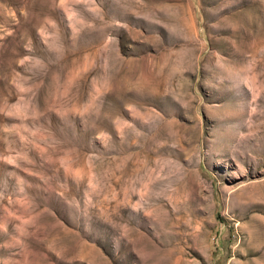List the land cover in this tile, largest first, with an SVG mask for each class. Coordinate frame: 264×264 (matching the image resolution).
I'll return each mask as SVG.
<instances>
[{
    "label": "rangeland",
    "instance_id": "obj_1",
    "mask_svg": "<svg viewBox=\"0 0 264 264\" xmlns=\"http://www.w3.org/2000/svg\"><path fill=\"white\" fill-rule=\"evenodd\" d=\"M0 264H264V0H0Z\"/></svg>",
    "mask_w": 264,
    "mask_h": 264
}]
</instances>
